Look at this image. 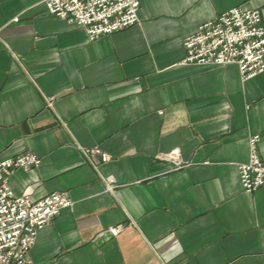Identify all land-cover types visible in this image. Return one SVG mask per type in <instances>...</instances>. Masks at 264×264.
I'll return each mask as SVG.
<instances>
[{
	"label": "crops",
	"instance_id": "obj_1",
	"mask_svg": "<svg viewBox=\"0 0 264 264\" xmlns=\"http://www.w3.org/2000/svg\"><path fill=\"white\" fill-rule=\"evenodd\" d=\"M236 7L264 22V0H140L138 24L91 41L44 0H0V159L41 158L10 188L73 202L26 264H264V187L239 174L253 136L264 161V72L184 63Z\"/></svg>",
	"mask_w": 264,
	"mask_h": 264
},
{
	"label": "built area",
	"instance_id": "obj_2",
	"mask_svg": "<svg viewBox=\"0 0 264 264\" xmlns=\"http://www.w3.org/2000/svg\"><path fill=\"white\" fill-rule=\"evenodd\" d=\"M47 13L83 28L91 41L123 31L139 23L140 0H44ZM185 64L225 67L236 65L244 80L264 72V22L256 10L233 8L199 26L185 38ZM259 136L250 139L249 161L239 166L240 182L247 193L264 187V161L258 154ZM99 153L100 151H93ZM107 162L111 159L102 154ZM41 164L31 153L0 159V264H26L39 231L53 221L72 200L53 193L33 202L10 188L12 174L30 171ZM108 189L113 190L114 180ZM118 236L121 228L109 230Z\"/></svg>",
	"mask_w": 264,
	"mask_h": 264
}]
</instances>
